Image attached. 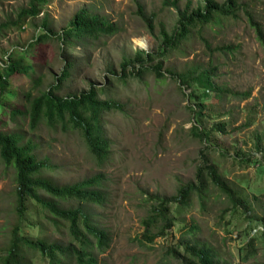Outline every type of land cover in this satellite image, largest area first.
<instances>
[{
  "label": "rangeland",
  "instance_id": "rangeland-1",
  "mask_svg": "<svg viewBox=\"0 0 264 264\" xmlns=\"http://www.w3.org/2000/svg\"><path fill=\"white\" fill-rule=\"evenodd\" d=\"M29 1L0 0V75L1 67L13 59L30 63L26 73L16 72L8 79L9 89L16 96L14 105L25 109L31 97L56 83L67 61H75L71 78L57 95L78 96L91 88L107 87L101 98L109 95L122 106L103 117L104 133L112 143L103 166H98L74 133L45 126L31 131L27 120L20 117V127L7 128L38 142L39 158L49 160L53 166L49 176L58 184H72L96 174L106 178L109 198L95 213L108 231L110 242L98 254L99 264H184L164 256L167 246L182 240V221L176 222L170 230V241L165 243L159 238L144 246L136 239L144 232L143 221L155 206V198L170 197L180 186L196 182L197 168L204 157L252 209L249 213L241 205L233 209L227 196L212 188L205 209L194 196L191 209L184 213L186 222L193 220L199 228L190 241L209 247L219 264H264V166H258L264 164V46L253 26L259 25L264 39V0H238L242 8L238 18L207 27L205 40L197 33L191 35L185 43V54L175 53L163 61L162 71L170 67L176 73L192 65L215 66L214 84L224 92L221 102L214 106L209 100L213 93L206 92L207 98L202 89L186 85L181 92L170 77L158 80L149 73L140 79L130 78L127 84L117 82L124 61L133 59L139 51L157 52L162 43L160 22L168 33L173 32L178 10L164 7L163 0H46L37 17L15 26L20 10L29 7ZM206 1L182 0L180 9L188 3L193 8L203 7ZM226 1L214 0L218 4ZM82 9L106 16L115 23V34L88 40L86 47L81 43L64 47L51 38L36 43L47 31L59 33L68 27ZM149 18H153V34L148 29ZM139 39L147 44L146 48L138 44ZM224 47L231 49L220 51ZM12 51L14 58L9 60ZM193 96L208 101L202 121L194 113L199 110ZM221 124L223 129L218 128ZM194 125L208 135L207 140L192 133ZM15 192L14 172L0 161V256L6 254L17 221ZM38 229L37 225L36 233ZM42 230L51 243H71L66 222L44 221ZM251 238L255 239L258 255L244 260L240 248ZM33 264L48 261L35 258Z\"/></svg>",
  "mask_w": 264,
  "mask_h": 264
},
{
  "label": "trees",
  "instance_id": "trees-1",
  "mask_svg": "<svg viewBox=\"0 0 264 264\" xmlns=\"http://www.w3.org/2000/svg\"><path fill=\"white\" fill-rule=\"evenodd\" d=\"M45 2L46 0H30L29 7L20 10L14 25L37 17L41 13V5ZM181 2L182 0L162 1L164 7L178 10V20L173 32L168 33L166 25L160 22L159 36L162 43L158 46L157 52L139 51L133 59L124 61L123 74L117 82L127 84L128 79H140L149 73L154 74L158 80L170 77L178 83L181 92L186 85L189 89H202L207 98L209 95L206 92L213 93L209 100H213L214 106L221 102L224 92L214 84L217 71L215 66L202 68L192 65L186 71L176 73L170 67L162 71L163 61L175 53L185 54V43L191 35L197 33L205 40L203 33L207 27L220 26L229 19L238 18L242 8L238 0H228L223 4L207 0L203 7L193 8L188 3L181 10ZM147 22L149 32L153 34V18H149ZM253 26L264 46L259 25ZM116 30L115 23L106 16L82 9L74 16L68 27L59 33L47 31L43 37L36 40V43L51 38L57 39L64 47L69 48L76 43L86 47L89 45L88 40L98 41L102 36L115 34ZM224 49L230 50L231 47H224L220 51ZM13 54L14 51L9 54V60L14 58ZM26 64L23 60L13 59L7 66L1 67L3 74L0 75V161L14 172L17 221L6 244V254L0 256V264H33L35 258H46L48 264H99L97 256L105 251L110 242L108 231L101 226L99 215L95 213L96 208L103 207L109 198L105 193L106 178L102 174H96L72 184H58L49 176L53 170L49 160L39 158L38 142L27 138L21 132L7 128L17 125L20 127L21 124L18 123L20 117L22 121L27 120L31 131L40 130L41 126H45L53 131L59 128L64 133H74L81 139L98 166H103L110 156L112 145L103 130V117L113 110L122 109V106L109 95L101 98L107 87L91 88L78 96L57 95L56 92L68 82L77 65L75 61H67L60 76L56 77V83L48 90L31 97L28 106L21 109L14 105L13 98L16 96L9 89L8 79L16 72L26 73L30 63ZM39 82L38 79L34 84ZM243 97L246 98V95ZM193 98L199 110L193 111L198 115V121H202L206 116L208 101L198 96ZM218 128L223 129V125H219ZM191 131L200 140H207L208 135H205L197 125L192 126ZM203 159L202 165L197 168L196 182L180 186L176 194L170 197L155 198V206L143 221L144 232L136 239L144 246L152 245L159 238L165 243L167 240L170 241V230L175 227L176 222L182 221L179 227L182 240L177 245L167 246L164 256L183 261L184 264H219L209 247L190 241L199 232V228L193 220L187 223L184 213L191 209L194 196L200 208L205 209L209 190L212 188L227 196L233 204V209H237L239 205L243 207L245 213L251 212L252 209V206L240 198L237 191L221 176L217 167L211 164L207 157ZM258 166L263 167L264 164L259 163ZM32 203L34 206H31ZM44 221L55 224L59 221L66 222L71 243L63 246L46 239L42 235ZM37 225L39 229L36 233L34 229ZM187 235L189 237L186 238ZM185 240L186 243H183ZM240 249L244 260L254 259L258 255L254 238L249 239Z\"/></svg>",
  "mask_w": 264,
  "mask_h": 264
},
{
  "label": "bare ground",
  "instance_id": "bare-ground-1",
  "mask_svg": "<svg viewBox=\"0 0 264 264\" xmlns=\"http://www.w3.org/2000/svg\"><path fill=\"white\" fill-rule=\"evenodd\" d=\"M137 42H138V44L139 45H141L142 47H147V44L143 41V40H141V39H139V40H137Z\"/></svg>",
  "mask_w": 264,
  "mask_h": 264
}]
</instances>
